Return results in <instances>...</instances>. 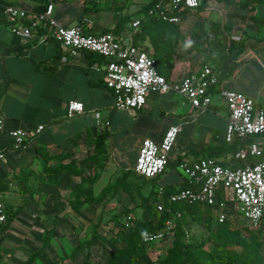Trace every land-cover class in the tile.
Wrapping results in <instances>:
<instances>
[{"label": "crops", "instance_id": "1", "mask_svg": "<svg viewBox=\"0 0 264 264\" xmlns=\"http://www.w3.org/2000/svg\"><path fill=\"white\" fill-rule=\"evenodd\" d=\"M0 1L35 12L39 11V6L51 1L54 5L53 17L57 21L63 25H81L91 32L114 24H103L97 12L85 13L84 0ZM257 14L238 8L223 9L219 14L211 15V20L223 24L225 29L229 28L226 50L221 54L204 48L199 35L189 38L188 22L193 20L192 17L182 16L179 23H174L178 24L180 32L174 48L173 71L169 75L168 69L164 68L163 75L168 77L167 80L175 81L190 70L210 64L223 87L244 93L257 106L264 108V42L253 38L259 32L250 19V15ZM11 24L2 11L0 114L6 132L0 135V140L8 141L7 131L15 125L29 132L31 138L26 147L8 151L6 157L0 160V201L4 204L7 218L12 216L0 231V264H24L30 256H33L30 264H104L111 254L104 257L108 244H111L107 238H98L91 246L89 262H85L83 253L74 255L72 251L90 237H86L87 215L95 217L104 213L112 218L124 209H133L131 212L135 218L149 217L140 206V201L136 200L140 198L133 192L134 186L126 183L125 188L108 192L100 202L77 208L71 207L70 203L75 196L84 199L87 187H91L92 197L99 199L108 183H113L126 171L133 172L141 140L150 138L160 142L172 124L181 125V131L170 152L169 169L162 173L165 175L157 177L153 184L155 188L184 186L187 181L178 169V163L183 160L211 156L224 165L235 167L240 164L232 157L233 151H228L230 143L224 139L228 110L218 96H215L211 107L202 112H195L174 92H151L144 107L133 113L117 110L113 108V93L106 87L102 73L105 59L84 50L70 55L48 36L38 39L36 35L23 37L15 34ZM43 33L44 30L38 32ZM243 39L246 43L240 48L237 42ZM230 40L235 41L231 47ZM140 44L152 55L148 38ZM188 52L191 56L189 61L181 62L183 54ZM61 56H66L67 61L61 60ZM94 66L101 70H95ZM70 100L81 101L83 112L68 118L66 105ZM96 112L106 117L107 127L97 124ZM38 125H42L43 129L33 134ZM101 134H104L107 154L102 168L95 167L91 160L94 163L92 171L84 170L82 177L79 173H63L58 184L47 181L43 170L45 165H57L61 158L62 162L79 160L85 149L91 147L92 154ZM53 155L58 156L56 160L48 159ZM86 174L91 175V181ZM126 180L129 181V176ZM140 191L144 192V187ZM231 202L227 201V206L231 207ZM140 210L143 218L138 213ZM123 218L119 217L118 225ZM93 220L96 222V218ZM117 227L115 224L104 225L101 229L97 228L100 235L96 234L106 237L111 230L118 232ZM162 244L147 246L151 259L157 258L152 249H156L158 254ZM151 254L155 257L152 258Z\"/></svg>", "mask_w": 264, "mask_h": 264}, {"label": "built area", "instance_id": "2", "mask_svg": "<svg viewBox=\"0 0 264 264\" xmlns=\"http://www.w3.org/2000/svg\"><path fill=\"white\" fill-rule=\"evenodd\" d=\"M202 0H157L148 9V16L179 23L181 12L195 9ZM53 2L49 1L42 11H29L17 4H7L4 15L12 22L11 30L20 36L38 39L50 37L70 55L79 51L100 54L104 59L102 73L107 88L113 93V108L133 113L144 107L151 92H174L180 95L195 112L208 110L215 98H221L228 110V121L224 128V139L228 143L247 140L233 150L232 157L240 162L232 167L221 164L211 156L178 163L189 187H178L167 194V204L162 201L164 187H158L160 200L155 202L158 211L168 213L162 227L143 232L141 243L148 247L172 237L175 219L179 211L172 209L178 202L214 205L217 202L215 219L222 222L227 217V201H234L238 213L245 219L248 228L264 236V108L244 93L221 85L220 78L210 64L185 73L179 80L169 81L160 74L154 57L134 40L141 20L136 16L129 29L120 34L112 32H89L81 25H63L53 17ZM44 30L45 33L38 34ZM238 39V37H233ZM61 60L67 61L66 56ZM101 70L98 67H92ZM83 112V103L70 100L66 105V116L74 117ZM97 124L107 127L108 120L95 113ZM42 125L34 128L39 133ZM181 131V125H170L160 142L143 138L133 171L145 179H154L162 174L170 163V152ZM5 122L0 114V135L5 133ZM8 141L0 140V160L8 151L20 150L31 138L29 132L15 125L7 131ZM134 214H127L121 222L122 229H128L134 221ZM7 221L4 204L0 201V231Z\"/></svg>", "mask_w": 264, "mask_h": 264}, {"label": "trees", "instance_id": "3", "mask_svg": "<svg viewBox=\"0 0 264 264\" xmlns=\"http://www.w3.org/2000/svg\"><path fill=\"white\" fill-rule=\"evenodd\" d=\"M155 1L157 0H150L147 5L134 16L140 17L141 20V23L134 34V40L140 43L146 37L150 38L153 45L152 56L155 59L156 68L158 72L163 75L161 66H163L175 52V41H173L170 37L171 35L169 31L173 28L177 29L178 24L164 21L157 16H148L147 11ZM48 2L49 1H47L44 5L39 6V11H42ZM7 4L9 3L0 1V14ZM240 5L241 8H246L250 12H258L257 16L250 15V19L259 27H264V0H244ZM201 9L202 2L195 9H185L181 12V16H187L190 11H200ZM83 10L85 13H98L99 5H96L93 0H84ZM133 18H131L128 22L129 17H118L112 27H107L95 32H112L114 34H120L124 30L129 29ZM246 38H248V36H246ZM256 40L259 41V39ZM234 43V40H230L229 46L231 47ZM245 43L246 39L237 42L240 48H242ZM97 55L101 59H104L100 54ZM165 78L168 79L167 76H165ZM103 137L104 134H101V138L95 143L93 152L89 157V160H92L97 168H102L104 166V161L107 157ZM246 141L247 140H237L230 143V149H228V151H233L239 145L246 143ZM57 157V155L48 156V159L56 160ZM61 160L57 165L47 164L44 166L43 170L46 174L47 181L51 184H58L59 177L63 173L74 175H77L78 173L74 168V159L67 162H62ZM132 174L151 185V188L146 195L142 194L140 191L141 188L138 187V189L140 188V206L143 210L148 212L149 217L147 219L134 218L133 223L128 229H122L121 225H118L117 223L119 217L122 218L127 214H132L131 211L133 209H124L121 213L113 215V217L115 216L114 224L118 226L119 243L115 250L111 252L104 264H264V252L261 247L262 242H264V236L259 231L250 230L244 218L236 216V219L231 221L230 218L235 212L232 209L225 208L227 211V217L222 222H218L214 215V220L217 226L214 230L211 229V217L213 216L212 211L214 208L217 209L219 202L214 205L188 202H178L172 204V209L179 211L181 214L175 219V227L174 233L171 237V243L163 249L155 260L151 259L147 253V246H144L141 243L142 234L148 230L160 229L167 218L168 213L165 211H158L155 206V202L160 200L158 189L153 186L157 178L145 179L136 175L134 171H126L122 174V176L117 177L113 183H108L102 191V195L99 199H94V197H92L91 187H87L85 198L78 199L75 196L70 203L71 207L77 208L83 204H92L94 202L102 201L106 198L108 192L115 191L118 188H125V184H129L131 182H127L126 179ZM189 186H191V184L186 183L182 187ZM173 190L174 189L169 187L164 189V194L161 199L166 204L167 194ZM200 208L203 210L202 222L208 231V235L205 239L192 243L189 240L190 235L184 227V211L186 212L187 210L192 214H196L199 212ZM235 213L239 215L238 212ZM8 218L11 219L12 216H8ZM243 222L245 224H243ZM243 231H247V237L242 235ZM98 238L103 237H99V235L95 233L92 234L84 242L75 247L72 254L75 255L79 252L83 253L85 262H89L91 258V246L97 242ZM207 241L211 242L210 248L206 247ZM236 246H239L240 250L235 249ZM32 259L33 256H30L24 264H30Z\"/></svg>", "mask_w": 264, "mask_h": 264}, {"label": "rangeland", "instance_id": "4", "mask_svg": "<svg viewBox=\"0 0 264 264\" xmlns=\"http://www.w3.org/2000/svg\"><path fill=\"white\" fill-rule=\"evenodd\" d=\"M93 1H95L96 5H99V11H98L99 20L101 19L102 20L101 22L103 24H111V23H114L118 19V17L122 18L124 16L129 17V20H128L129 22L131 18L137 15L138 12H140L150 0H93ZM243 1L244 0H203L202 1L203 10L202 11H198V10L190 11L187 15V17L188 16L192 17V20H193V21L191 20L192 22H188V28H187L188 37L190 38L193 35H199L201 45L204 48L206 47L210 50L212 49L215 51H219V54H221L223 51L225 52L226 43L228 42L227 33L229 30L223 28L222 26L223 24L216 23L215 21L211 20L212 19L211 15L219 14V11L221 12V10L223 11V9L232 10V9L241 8L240 4ZM208 13H209V16H207ZM196 22H198L199 24L197 25ZM256 26H257L259 33L256 35V37L254 36L253 38L259 39V41L262 40L264 42V27H259L258 25ZM169 32L171 35L170 37L173 39V41H175V45H174L175 47L178 43L179 32H180L179 27H177V29L173 28ZM146 38H148L150 41L149 37H146ZM151 46H152L151 48L153 51L152 43H151ZM186 54H183V57H181L183 58L182 60H180L181 62L187 63L189 59L191 58L190 52ZM173 65H174V55L166 63H164V65L161 67L162 69L167 68L168 69L167 71L170 75V73L173 71L172 70ZM91 148L85 149V151L83 152L84 155H81L79 160L75 159L74 168L75 170H77V172L80 174L81 177H82V173L84 172V170L85 172L92 171V167L94 166V163L91 160H89V157L91 155ZM168 169L169 168H167V170ZM168 173L169 172H167V174ZM163 175L161 174V177ZM87 177H88V180L91 181L90 179L91 175H87ZM129 181H131L130 183H133L132 184L134 185L133 192L138 197L140 196L139 195L140 188L144 187L145 189V191L142 192V194H147L150 190V188H148L149 183L147 184L145 181L137 178L134 174L129 176ZM74 185L77 186L76 182L74 183ZM138 187L140 188L138 189ZM136 200L140 201V199H136ZM107 201H109V199ZM225 208L232 209L233 211L237 212L234 201L231 202V207L226 205ZM202 212H203L202 208H200L199 212L196 214H192L187 210L186 212L184 211L183 223H184L185 229L188 231L190 235L189 240L192 243L203 240L208 235V231L206 230L202 222L203 221ZM235 212L234 214H232V217L230 218L231 221L235 220L236 216H238L239 218L240 217L243 218L240 213L239 215H237ZM138 213L141 216L142 214L141 210ZM212 214L213 216L211 217V229L214 230L215 227L217 226L214 220V215L217 214L216 208L213 209ZM110 216H111L110 214L106 215L104 213L97 214L95 217L91 215H87L86 237H89L94 233L99 234V232L97 231L98 227L101 229L104 225H109V224L113 225L115 222V216L113 218H111ZM94 218H96V222H94L93 220ZM243 224L245 223L243 222ZM103 232H106V229L103 228ZM107 234L108 235L106 237H103V236L102 237L105 239L106 238L109 239L111 244H108V250H106V253H104V257L108 253L114 251L119 243V238H118L119 231L114 232L113 230H111ZM242 235L247 237L248 235L247 231H243ZM170 243H171V237L167 238V240H165L164 243L160 247L158 246L160 249V252H162L165 247L169 246ZM206 247L208 248L211 247L210 241L206 242ZM261 247L264 252V242H262ZM235 249L240 250V247L236 246ZM152 250H154L156 255L159 256L160 252L157 254L156 249H152ZM0 256H1V253H0ZM151 257L154 258L155 255L151 254Z\"/></svg>", "mask_w": 264, "mask_h": 264}]
</instances>
